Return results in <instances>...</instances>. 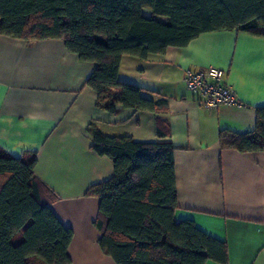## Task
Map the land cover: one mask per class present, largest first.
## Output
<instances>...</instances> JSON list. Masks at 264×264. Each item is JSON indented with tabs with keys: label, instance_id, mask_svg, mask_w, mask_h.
Segmentation results:
<instances>
[{
	"label": "crops",
	"instance_id": "0c3cea01",
	"mask_svg": "<svg viewBox=\"0 0 264 264\" xmlns=\"http://www.w3.org/2000/svg\"><path fill=\"white\" fill-rule=\"evenodd\" d=\"M209 68L224 71L241 105L198 106L183 75ZM94 69L62 39L0 34V149L15 157L36 154L34 173L50 191L49 205L74 232L71 264H117L99 244L100 198L87 195L113 177L114 163L93 149L88 125L151 142L158 137L157 118L168 120L175 147V220H191L225 242L226 264H264V150L242 153L219 141L222 131L255 128L257 109L264 107V36L211 31L147 59L124 55L118 80L142 88L149 99L165 100L158 112L98 108L97 91L86 85Z\"/></svg>",
	"mask_w": 264,
	"mask_h": 264
},
{
	"label": "trees",
	"instance_id": "16d2710c",
	"mask_svg": "<svg viewBox=\"0 0 264 264\" xmlns=\"http://www.w3.org/2000/svg\"><path fill=\"white\" fill-rule=\"evenodd\" d=\"M223 30L264 36V0H0V34L64 40L81 60L95 64L86 85L97 91V107L111 113L122 107L158 112L166 106L118 80L124 55L147 59ZM156 122L158 137L151 142L87 127L93 149L114 163L113 177L87 191L100 198L99 244L117 264H226L225 242L191 220L174 218L175 147L168 120ZM219 141L223 149L242 153L264 150V107L257 109L252 131H222ZM36 163L35 153L15 157L0 149V264L72 262L68 248L74 232L50 207V191L34 173Z\"/></svg>",
	"mask_w": 264,
	"mask_h": 264
},
{
	"label": "built area",
	"instance_id": "2783aa9c",
	"mask_svg": "<svg viewBox=\"0 0 264 264\" xmlns=\"http://www.w3.org/2000/svg\"><path fill=\"white\" fill-rule=\"evenodd\" d=\"M183 79L195 94L198 106L211 109L220 106L241 105L235 90L225 80V73L216 68L204 71L185 70Z\"/></svg>",
	"mask_w": 264,
	"mask_h": 264
}]
</instances>
